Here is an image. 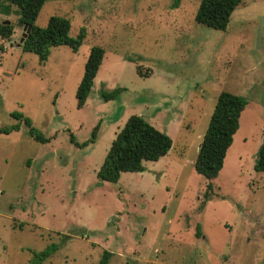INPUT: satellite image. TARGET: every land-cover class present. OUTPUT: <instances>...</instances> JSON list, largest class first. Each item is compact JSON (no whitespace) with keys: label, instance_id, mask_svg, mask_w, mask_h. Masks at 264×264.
Masks as SVG:
<instances>
[{"label":"rangeland","instance_id":"374dc122","mask_svg":"<svg viewBox=\"0 0 264 264\" xmlns=\"http://www.w3.org/2000/svg\"><path fill=\"white\" fill-rule=\"evenodd\" d=\"M5 1V0H0ZM200 0H46L35 25L52 16L81 29L77 53L50 50L46 62L0 40V264H264V0H243L225 31L195 21ZM0 22L18 21L17 7ZM18 29V28H17ZM92 46L103 63L83 108L75 93ZM124 89L104 101L102 93ZM247 102L218 177L194 161L218 95ZM20 113L48 140L34 141ZM117 121L114 119L118 116ZM172 140L168 154L116 183L97 177L111 142L132 116ZM99 126L94 143L90 140Z\"/></svg>","mask_w":264,"mask_h":264},{"label":"trees","instance_id":"16d2710c","mask_svg":"<svg viewBox=\"0 0 264 264\" xmlns=\"http://www.w3.org/2000/svg\"><path fill=\"white\" fill-rule=\"evenodd\" d=\"M46 0H5L0 1V14L10 16L12 6L17 7L18 21L16 24L3 25L0 22V40L4 43L12 41L15 29L31 26V32L20 46L22 53L37 55L40 62H46L50 50L55 47L67 46L77 53L85 38V30L81 29L75 37L69 36L70 22L68 19L52 16L45 27L35 25L37 16ZM182 0H172V6L178 7ZM243 0H200L195 14V21L208 28L225 31L233 12L242 4ZM4 51L3 47H0ZM105 51L101 46H92L87 56L84 71L75 93L76 107L81 109L86 104L94 80L103 63ZM124 89H116L109 93H102L104 101L115 99ZM247 102L232 93L221 92L215 102L209 123L202 137L194 161V171L209 181L206 199L213 196V184L223 168L224 159L233 138L240 126V117L245 110ZM118 115L114 120L117 121ZM11 117L22 121L27 127L29 136L36 142H48L31 125L30 120L20 113H12ZM97 125L92 132L90 140L78 143L73 135L69 141L75 147H85L94 143L98 133ZM19 124L11 127H0V135H9L18 131ZM264 129V116H263ZM172 147V140L151 126L143 117L130 116L124 126L116 134L110 144L107 154L97 171L101 181L116 183L122 173H141L144 162H157L165 157ZM254 171L264 173V135L262 144L254 161ZM57 247L52 245L41 252H32L30 264H42ZM110 253L105 252L99 264H108Z\"/></svg>","mask_w":264,"mask_h":264},{"label":"water","instance_id":"95a60500","mask_svg":"<svg viewBox=\"0 0 264 264\" xmlns=\"http://www.w3.org/2000/svg\"><path fill=\"white\" fill-rule=\"evenodd\" d=\"M2 24L3 25H9L10 22L8 20H5L2 22ZM30 32H31V26L28 25V26H24L22 28L21 38H20L19 42L16 44L17 48H19L22 45L23 41L27 38V36L30 34Z\"/></svg>","mask_w":264,"mask_h":264},{"label":"crops","instance_id":"0c3cea01","mask_svg":"<svg viewBox=\"0 0 264 264\" xmlns=\"http://www.w3.org/2000/svg\"><path fill=\"white\" fill-rule=\"evenodd\" d=\"M19 31V29H15V33H14V35L17 33ZM14 35H13V37H14ZM19 36H21V34H19ZM19 50H20V47L18 48Z\"/></svg>","mask_w":264,"mask_h":264}]
</instances>
